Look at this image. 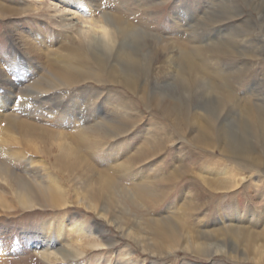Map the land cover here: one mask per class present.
I'll list each match as a JSON object with an SVG mask.
<instances>
[{
    "label": "rangeland",
    "instance_id": "374dc122",
    "mask_svg": "<svg viewBox=\"0 0 264 264\" xmlns=\"http://www.w3.org/2000/svg\"><path fill=\"white\" fill-rule=\"evenodd\" d=\"M57 2L0 0V102L34 124V157L58 182L34 164L33 207L0 185L11 205L0 210V264H264V0H99L96 19L126 26L100 56L64 31ZM60 48H78L65 81L50 75ZM63 141L75 149L60 166ZM8 163L25 175L28 162ZM57 219L93 230L84 256L54 230L48 246L42 224ZM47 247L65 259H43Z\"/></svg>",
    "mask_w": 264,
    "mask_h": 264
},
{
    "label": "bare ground",
    "instance_id": "6f19581e",
    "mask_svg": "<svg viewBox=\"0 0 264 264\" xmlns=\"http://www.w3.org/2000/svg\"><path fill=\"white\" fill-rule=\"evenodd\" d=\"M98 2H99V0H58L57 4H54L53 7H54L55 11L57 13H59V15L61 16L60 23L63 26L64 31L66 33L72 32L71 34L76 33L77 36L82 40V42L85 45H87L89 47V49L92 50V52H94L95 54L100 56V53L103 49H105V48L112 49L113 46L115 45V43H116L114 40L115 31L120 30V29H124V28H126V26L122 27L121 25L118 26L115 24H111L109 22V20H107L105 17H101V16L96 19L97 16L95 15V11L94 12L89 11L88 9L93 6V8H95V10H97V8L100 7ZM113 27H116V29ZM127 28H129V27L127 26ZM71 34H69V35L73 36ZM60 35L61 34L59 33V36ZM77 49L78 48H76V50ZM122 49L123 50H122L121 54L123 56L122 57V59H123L126 55H128V53L125 52L124 48H122ZM76 50H75V48L74 49L60 48V50H58L59 52H57L56 55H57V59H59L57 61H59L62 64L57 65L54 63V65L51 68L52 72H50V75L55 74L56 76L55 75L54 76L57 77L59 79V81H62V80L65 81L67 78V74L69 75V73H71V71L74 69L73 66L70 64L71 62L69 61V59L76 57V55H77ZM41 53H42V51H41ZM41 53H40V55H41ZM54 55H55V53H54ZM182 55H183L182 59L186 60L187 68L192 71V69H194L195 64L193 63V61L191 59H187L188 56H187L186 51H184L182 53ZM41 58H42V56H41ZM80 64H82V63H80ZM126 71H128V70H126ZM201 78H202L201 80L203 82V85L207 88L208 92H209V90H212L213 87H215L214 83L212 81L208 80L205 75H202ZM67 80H68V78H67ZM7 97L10 98V96H8V95H7ZM0 101H1V99H0ZM5 104L6 103H4L2 105L0 102V108H2V112H3L2 114L0 113V123L7 120L8 122H10V125L7 126L6 128H3L2 130H0V185L2 186L3 189H5L6 187L9 188L13 192V195L16 197V200L19 203H21L22 205H24L26 207H28V206L33 207L37 203V197H36L37 191L34 189V186L32 185V182L30 181V180L33 181L34 179H37V177L34 176V173H35L34 168H33L34 164H39L40 166H44L45 169L42 170L44 172L43 174H45L48 177V180L52 185H57L58 182H56L55 172L48 168V163L45 160L35 159V157H34V155L39 152V147L34 145V143H33L34 142L33 136H35V129H36L34 127V124L31 122H28L26 120L21 119L19 117V115H16V114L6 115V114H4L5 111L7 110L6 109L7 104L6 105ZM16 112H18V111H16ZM74 115H76V114H74ZM227 122H228V120H227ZM234 126H235V124H234ZM199 131H200V129H199ZM15 132H19L20 136L22 135L21 133L23 132L24 138H21V139H20V137L18 138L17 136H15ZM52 143L54 145V142H52ZM224 144L227 147L228 143L226 141H224ZM58 145L62 151L61 154H62V158H63V160H62V158H59L58 162L60 163V166H63L65 163L64 158L72 157V152L75 149V146L72 144L71 141L70 142L69 141L59 142ZM75 157H77V155H75ZM78 158L83 160V157H81V156ZM10 159L14 160L16 162L17 161L28 162L24 166L25 175L18 173L14 169V167L11 166L10 163H8V160H10ZM104 167H106V166H104ZM222 174L223 175H227V174L230 175V173L227 170L222 171ZM201 178L204 179L205 182L209 181L207 179V177H205V176H202ZM92 179H94V178L92 177ZM92 179H91V181H92ZM231 179L233 180V178H231ZM43 180H44V178H43ZM112 182H113L112 178H110L108 176H104V175L100 176V178L98 179V185L101 188H106L110 192L114 191L113 190L114 184ZM238 184H239V182L236 183L235 185H238ZM88 187H90V186H88ZM4 191L5 190H2V191L0 190V210H4V209L11 207L10 202L5 199V196L3 193ZM87 192H88V190H87ZM44 195L48 198L49 202H51L52 204L60 205L59 201H58L59 199L55 198L54 194H52L50 191L44 190ZM89 203H90L89 207L94 208L95 203L92 200H90ZM65 204H63L62 206H64ZM170 222H171V220H170ZM121 226H123V225H121ZM42 229L47 231V233H48L47 234L48 246L53 245L55 243V240H53V237L51 236V233L54 230V233L56 234V236L59 239L64 240L67 243L68 247L70 248L71 252L76 254V256H77V257L75 256L76 259L84 256V254L87 252V248H85V247L81 248L82 246H84L83 239L84 238L89 239L92 237V234H93V230L84 226V224H80L76 221H70L68 224H66L64 219H57L54 221L50 220L49 222L45 221L42 224ZM231 229H233V231H235V232L241 230V228H236L234 226H232ZM156 230H157L156 232L158 234H164L165 237H169V235L171 234L170 235L171 238H173V239L175 238L174 233L176 232V229L173 226L169 225L168 223H164V221H157ZM251 233H252V231H251ZM261 234H262V232H261ZM143 238H145V237H143ZM255 243H257V242H255ZM101 245L102 244H100V243H96V244L90 245V246L97 248ZM163 245H164V243H163ZM215 245H216L217 251H220L223 249V245H221V244H215ZM255 246H256V244H255ZM260 246H262V245H260ZM174 247H176V246H173V247L170 246V249L171 248L173 249ZM198 247L199 246H197V248ZM185 248L189 249L190 245H187ZM199 248L201 249L202 247H199ZM204 249H206V248H204ZM224 251H225V249H224ZM37 252L46 261H52V260L53 261L54 260H56V261L60 260L61 261V260L65 259L63 256H61L58 252L53 250L51 247H47V249H45V250L37 249ZM261 260H262V258H261Z\"/></svg>",
    "mask_w": 264,
    "mask_h": 264
}]
</instances>
